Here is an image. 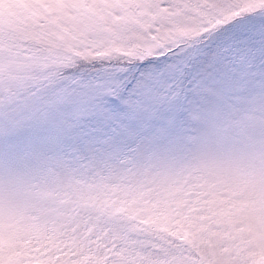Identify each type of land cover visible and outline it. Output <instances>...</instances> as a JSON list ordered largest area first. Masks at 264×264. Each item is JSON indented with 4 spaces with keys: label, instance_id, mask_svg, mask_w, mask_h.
I'll use <instances>...</instances> for the list:
<instances>
[{
    "label": "snow or ice",
    "instance_id": "obj_1",
    "mask_svg": "<svg viewBox=\"0 0 264 264\" xmlns=\"http://www.w3.org/2000/svg\"><path fill=\"white\" fill-rule=\"evenodd\" d=\"M0 264H264V0H0Z\"/></svg>",
    "mask_w": 264,
    "mask_h": 264
}]
</instances>
